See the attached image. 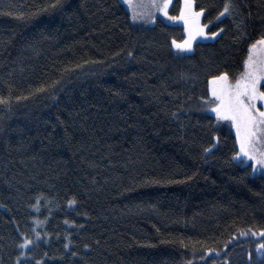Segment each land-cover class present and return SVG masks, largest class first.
I'll return each instance as SVG.
<instances>
[{"label":"trees","instance_id":"obj_1","mask_svg":"<svg viewBox=\"0 0 264 264\" xmlns=\"http://www.w3.org/2000/svg\"><path fill=\"white\" fill-rule=\"evenodd\" d=\"M190 8L219 33L186 52ZM169 12L0 0V264H264V170L207 109L264 40V0Z\"/></svg>","mask_w":264,"mask_h":264},{"label":"rangeland","instance_id":"obj_2","mask_svg":"<svg viewBox=\"0 0 264 264\" xmlns=\"http://www.w3.org/2000/svg\"><path fill=\"white\" fill-rule=\"evenodd\" d=\"M132 17L142 22L153 23L157 16L177 24L181 16L169 12L172 0H122ZM229 12V3L220 17ZM203 12L190 8L186 19L187 38L173 41L181 51H191L196 40H212L219 32L209 33L202 21ZM264 40L255 41L249 49L244 69L236 80L219 76L210 80L211 98L207 109L214 113L220 122L231 124L238 139L239 158L252 162L257 170H264ZM248 235V234H247ZM31 240L22 242L23 258Z\"/></svg>","mask_w":264,"mask_h":264}]
</instances>
